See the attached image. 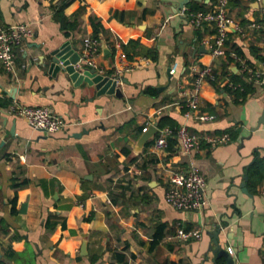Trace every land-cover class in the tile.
I'll use <instances>...</instances> for the list:
<instances>
[{
  "label": "crops",
  "instance_id": "1",
  "mask_svg": "<svg viewBox=\"0 0 264 264\" xmlns=\"http://www.w3.org/2000/svg\"><path fill=\"white\" fill-rule=\"evenodd\" d=\"M65 1L0 0V25L26 23L32 31L16 49L15 70L0 64V264H214V239L231 247L236 264H264V86L250 82L232 56L238 47L264 71V29L250 25L264 20V0H233L229 15L243 31L228 33L219 57L208 47L213 31L193 27L181 0H69L63 19L57 11ZM214 1L183 7L195 2L205 10ZM90 38L98 43L94 67L119 78L120 96L48 73L43 55L69 42L86 63ZM195 65L217 75L202 83L196 110L212 116L206 120L185 116L179 103ZM228 69L250 82L246 97L223 89ZM15 104L47 106L70 124L35 130L10 111ZM152 121L230 139L203 142L189 155L171 136L165 149L149 153L154 135L136 154ZM190 161L205 177V205L181 211L164 193L169 174ZM13 177L26 182L14 186ZM177 225L200 229L201 238L179 241Z\"/></svg>",
  "mask_w": 264,
  "mask_h": 264
},
{
  "label": "built area",
  "instance_id": "2",
  "mask_svg": "<svg viewBox=\"0 0 264 264\" xmlns=\"http://www.w3.org/2000/svg\"><path fill=\"white\" fill-rule=\"evenodd\" d=\"M259 2L260 0H254ZM230 0H215L211 7L205 10L190 11L186 7H182L180 13L188 18V22L197 29L208 28L213 31L212 40L209 41V51L212 56L219 57L226 54V41L228 33L235 30L243 31L240 22L233 20L230 15ZM261 16L259 20L254 19L251 26L254 29L263 28L264 20ZM31 28L26 23H17L11 25H0V64L5 73H12L16 67V49L21 45L23 40L31 35ZM98 43L95 39H87L84 42V54L86 57V65L94 67V57L97 54ZM232 56L240 63V70L246 74L247 79L255 84L264 86V71H259L250 66L240 55L235 52ZM137 65V64H136ZM129 65L127 69L136 66ZM177 63L174 62L171 71L174 72ZM120 73V70L118 71ZM216 72L211 66H193V79L191 85L181 93V105L185 107L184 115L189 117L195 115L200 120L211 118V115L198 113L197 106L201 94L203 81H214ZM228 85H232L229 81ZM10 111L16 115L23 117L28 125L35 129L46 133H54L65 129L70 123L62 117L56 115L49 107L40 105H21L15 104L10 107ZM160 109L154 111L158 114ZM149 124L157 127V132L148 144L149 153H157L166 148L168 138L175 136L178 140L181 150L186 154H193L200 150L203 142L208 145H217L227 142L230 137L227 133L213 135L192 134L187 126L182 124L177 127H158L156 121L146 123L142 128L145 131ZM205 177L198 171L193 161H190L187 169L172 171L167 179L166 189L164 193L165 201L175 209L181 211L201 210L205 205ZM222 228V227H221ZM174 236L179 241H188L190 239L201 238V230L197 228H186L177 225ZM229 253L232 252L231 247H227Z\"/></svg>",
  "mask_w": 264,
  "mask_h": 264
},
{
  "label": "water",
  "instance_id": "3",
  "mask_svg": "<svg viewBox=\"0 0 264 264\" xmlns=\"http://www.w3.org/2000/svg\"><path fill=\"white\" fill-rule=\"evenodd\" d=\"M188 0H181L178 3V9L182 8ZM199 51H206L203 46H200ZM46 62L49 63L48 73L56 75L62 72L66 77H68L75 85H79L81 82H86L89 85H93L96 94L100 95L104 92L117 96L121 95L119 88L117 87V81L119 78H112L108 75L98 73L95 67L86 65L82 61V55L78 50L73 48L69 42L63 43L60 47L48 51L47 54L42 56ZM123 80V78H121ZM15 87H11L9 94L13 97ZM264 122V120H259V123ZM157 132V127L153 124H149L147 129L143 131L138 137L136 144L134 146V152L136 154L140 153L145 147L147 142L153 138ZM246 191V188H242ZM221 230V225L217 224L213 236L217 238L219 231ZM213 247V260L214 264H236L233 260L232 255L228 252L226 246H222L218 243L217 239H214ZM1 258V255H0Z\"/></svg>",
  "mask_w": 264,
  "mask_h": 264
},
{
  "label": "trees",
  "instance_id": "4",
  "mask_svg": "<svg viewBox=\"0 0 264 264\" xmlns=\"http://www.w3.org/2000/svg\"><path fill=\"white\" fill-rule=\"evenodd\" d=\"M69 2V0L65 1L61 6L60 8L58 9V15L61 16L63 18V14H62V10H63V7ZM233 0H230V5L232 4ZM235 2H239V0H235ZM188 9L190 11H197V10H204L203 7L199 6V5H196L195 2H191L188 4ZM64 19V18H63ZM93 26H94V31L96 32L97 31V26L93 23ZM130 43H134V41H130ZM233 50H235V53L238 54V55H241V50L240 48L236 47L234 48ZM228 54V52H227ZM154 57V55H153ZM227 57L229 58V60H232V57L228 54ZM228 73H230L231 75V79H230V82L232 83V85H228V84H225L223 89H225L226 91H229V92H232L234 93L237 97L240 96L241 98H244L246 97L249 93L252 92L253 88L250 84V82H247L244 80V78L237 74V73H232L231 70H227ZM244 75L246 76V74L244 73ZM217 81V76H216V79L212 82H216ZM5 103H0V105H3ZM171 128H174V126H171ZM123 154L125 155H128L129 153V150L128 149H123L122 151ZM13 185L14 186H18V185H21L23 183L26 182V179H22L20 180L19 183L16 182L17 178H14L13 177ZM16 209L13 205L12 209H11V213H15Z\"/></svg>",
  "mask_w": 264,
  "mask_h": 264
}]
</instances>
